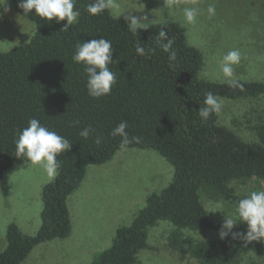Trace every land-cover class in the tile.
<instances>
[{
  "label": "trees",
  "instance_id": "trees-1",
  "mask_svg": "<svg viewBox=\"0 0 264 264\" xmlns=\"http://www.w3.org/2000/svg\"><path fill=\"white\" fill-rule=\"evenodd\" d=\"M93 2L76 0L78 21L63 30L66 21H47L35 10L25 15L18 0H12L15 11L36 25V33L29 43L0 52V180L12 167L31 163L16 157L15 139L32 118L65 137L71 147L58 154L59 174L43 187L40 229L31 236L16 223L9 224L0 264H24L39 245L67 239L72 231L68 198L84 181L88 167L106 164L124 149L154 150L173 166L174 178L147 198L130 225L117 229L111 246L92 264H136L148 248L149 231L164 221L175 227L169 245L179 250L180 230L215 227L203 197L229 198L235 181L264 182V126L256 127L259 142L247 143L220 125L218 113L206 120L198 114L207 92L230 100L259 98L264 96V83L237 80L242 87H232L201 80L204 57L188 44L184 27L168 21L132 32L109 9L90 15L86 7ZM161 30L167 35L163 42L158 39ZM99 38L112 43L114 62L109 68L116 82L110 94L93 98L84 65L73 56L78 43ZM167 40L172 41L175 60L163 51ZM137 44L144 47V56L136 53ZM122 121L127 122L129 138L137 136L139 143L121 147V137L111 135ZM89 126L93 132L85 139L79 132ZM262 251L260 242L244 247L231 233L190 248L200 264H255L246 258Z\"/></svg>",
  "mask_w": 264,
  "mask_h": 264
},
{
  "label": "rangeland",
  "instance_id": "rangeland-1",
  "mask_svg": "<svg viewBox=\"0 0 264 264\" xmlns=\"http://www.w3.org/2000/svg\"><path fill=\"white\" fill-rule=\"evenodd\" d=\"M116 3L120 5L118 9H109L116 18L122 15L119 19L124 20V15L133 12L136 17L147 16V27L168 21L184 27L188 44L199 49L204 57L201 80L226 82L219 62L228 51L239 50L242 58L233 66L234 78L264 83V0H172L170 7L168 0ZM8 4L10 11L0 19V52L29 43L36 33V25L15 11L12 0ZM209 5L215 6V15L211 17L207 12ZM185 7L198 9L196 23L186 22ZM220 99V125L244 142H259L256 127L264 126V96ZM55 178L50 179L39 165L32 163L14 166L4 174L0 180V253L7 245L9 224L16 223L27 235L38 232L42 224V190ZM173 178V166L151 149H124L112 161L88 167L84 181L68 198L70 236L39 245L27 264H92L98 253L111 246L117 229L130 225L147 198L167 187ZM230 188L229 198L203 197L215 225L213 229L180 230L182 248L175 250L169 239L176 229L169 222H161L149 231L148 248L138 255L136 264H200L190 248L199 241L220 239L225 216L231 215L239 222L237 202L251 191L264 190V182L257 178L235 181ZM236 229L246 230L247 225L237 223L232 232ZM260 243L263 251L251 253L246 261L264 264V242Z\"/></svg>",
  "mask_w": 264,
  "mask_h": 264
},
{
  "label": "clouds",
  "instance_id": "clouds-1",
  "mask_svg": "<svg viewBox=\"0 0 264 264\" xmlns=\"http://www.w3.org/2000/svg\"><path fill=\"white\" fill-rule=\"evenodd\" d=\"M76 0H18V7L23 10L25 15H28L35 10V15L40 18L52 21L55 19L57 23L66 21L62 28L67 30L71 25L78 21L80 15L78 10H74ZM172 0H168L170 7ZM120 5L116 0H95L86 7V11L97 16L106 9H118ZM0 19L10 11L8 0H0ZM207 12L209 17L215 15V6L209 5ZM133 12L124 15V20L127 27L132 32H137L139 29L146 28L147 16L136 17ZM183 15L187 23H196L199 11L196 7L183 8ZM122 15L119 16V18ZM158 39L163 42L167 39L165 31L161 30L158 34ZM172 45L171 40L163 43V51L169 52V59L175 60L176 53L170 52ZM135 51L138 55L144 56L145 49L140 44L136 45ZM113 48L110 40L99 38L92 39L88 42L78 43L73 60L76 63H83L84 71L87 73V91L88 95L93 98H100L111 93L112 86L116 82L115 73H113L109 65L114 62L112 58ZM241 52L239 50H230L223 55L220 60V70L226 78V82L232 87H242L234 78V65H238L241 61ZM204 107L199 108L198 114L202 119H207L210 114L219 113L222 108V100L211 92L205 93ZM78 123V121L76 122ZM127 122H120L112 132V136L121 137V147H125L132 142L139 143V137L132 136L126 131ZM93 132L91 126L82 129L79 135L85 139ZM100 143V139L95 141ZM70 142L55 131L49 130L43 126L36 118L28 121V126L17 131L15 139V155L17 158H26L33 165H39L50 179H54L59 173L60 167L57 156L58 154L69 150ZM237 219L231 215L225 216L224 222L219 233L220 239L232 234L233 240L239 239L244 247L248 244L257 241L264 242V190L251 191L245 198L239 199L236 206ZM237 223H245L247 225L246 232H232V229Z\"/></svg>",
  "mask_w": 264,
  "mask_h": 264
},
{
  "label": "crops",
  "instance_id": "crops-1",
  "mask_svg": "<svg viewBox=\"0 0 264 264\" xmlns=\"http://www.w3.org/2000/svg\"><path fill=\"white\" fill-rule=\"evenodd\" d=\"M12 49H13V48H12ZM44 245H45V244H44ZM41 246H42V245H41ZM6 247H7V245H6ZM6 247H5V249H6ZM36 248H37V247H36ZM36 248H35V249H36ZM5 249H4V250H5ZM35 249H34L33 252L28 256V258L25 260L24 264H27V261L32 257V255H33ZM4 250H3V251H4Z\"/></svg>",
  "mask_w": 264,
  "mask_h": 264
}]
</instances>
